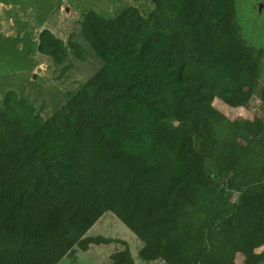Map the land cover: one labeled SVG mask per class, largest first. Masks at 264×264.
I'll return each mask as SVG.
<instances>
[{"label":"trees","instance_id":"1","mask_svg":"<svg viewBox=\"0 0 264 264\" xmlns=\"http://www.w3.org/2000/svg\"><path fill=\"white\" fill-rule=\"evenodd\" d=\"M150 2L147 17L85 14L100 66L49 118L5 94L0 264H58L112 243L111 264H134L126 243L85 237L105 213L147 264H264V122L213 105H248L264 53L246 43L236 0ZM38 40L55 65L81 51L49 30Z\"/></svg>","mask_w":264,"mask_h":264},{"label":"rangeland","instance_id":"2","mask_svg":"<svg viewBox=\"0 0 264 264\" xmlns=\"http://www.w3.org/2000/svg\"><path fill=\"white\" fill-rule=\"evenodd\" d=\"M130 7L144 17L154 9L150 0H0V104L5 94L12 91L33 105L41 118L52 116L100 66L80 34L85 14L95 12L114 18ZM236 8L246 43L264 53V0H236ZM44 30L64 44L76 41L80 45L79 55L69 50L63 64H53L38 52V37ZM263 88L264 59L257 86L246 107L235 108L220 99H215L213 105L228 118L256 117L264 122V100L259 98ZM236 198L234 193L233 199ZM96 236L126 243L134 264H147L138 258L141 243L110 213H105L85 234V237ZM121 249L120 243L91 246L87 252L76 250L58 264H111V254ZM226 257L236 263L242 261L240 256Z\"/></svg>","mask_w":264,"mask_h":264},{"label":"water","instance_id":"3","mask_svg":"<svg viewBox=\"0 0 264 264\" xmlns=\"http://www.w3.org/2000/svg\"><path fill=\"white\" fill-rule=\"evenodd\" d=\"M258 8H259V9L261 8V4L258 5Z\"/></svg>","mask_w":264,"mask_h":264}]
</instances>
